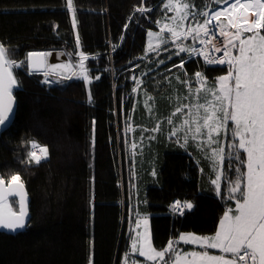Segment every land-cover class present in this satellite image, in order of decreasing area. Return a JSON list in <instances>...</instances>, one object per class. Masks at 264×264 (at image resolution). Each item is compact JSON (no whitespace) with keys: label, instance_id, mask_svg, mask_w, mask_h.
<instances>
[{"label":"trees","instance_id":"1","mask_svg":"<svg viewBox=\"0 0 264 264\" xmlns=\"http://www.w3.org/2000/svg\"><path fill=\"white\" fill-rule=\"evenodd\" d=\"M164 2L144 0L151 11L142 15L135 10L141 0H73V28L67 0H0V44L10 59L23 62L29 52L59 50L74 61L82 52L89 57L92 79L90 88L81 80L59 78L46 86L40 74H29L26 63L14 73L17 112L0 136V175L5 180L21 175L30 198V223L20 233H0V264H121L130 250L132 211L149 216L152 246L162 250L182 233L213 235L225 210L235 206L226 199L225 180L217 195L209 161L196 154L197 163L166 137V130L146 138L147 150L137 151L136 157L127 152L129 141L120 133L132 108L131 78L148 64L142 59L147 32L159 30L156 21L166 14ZM190 3L199 11L213 5L212 0ZM187 57H174L161 70ZM197 71L212 80L227 68L193 59L175 77ZM174 93L170 85L158 90V116L147 126L165 120ZM31 142L48 148V158L39 165L22 162ZM223 167L227 176H235L227 160ZM174 200L193 207L173 214ZM13 201L18 211L15 199L9 204ZM177 248L197 250L181 243Z\"/></svg>","mask_w":264,"mask_h":264},{"label":"snow or ice","instance_id":"2","mask_svg":"<svg viewBox=\"0 0 264 264\" xmlns=\"http://www.w3.org/2000/svg\"><path fill=\"white\" fill-rule=\"evenodd\" d=\"M143 2L141 0V6L135 9L142 15L151 11L143 6ZM215 3L222 7L212 9L206 6V10L199 11L195 10L190 0H165L163 7L166 14L162 20L156 21L159 31H148L150 39L144 57L149 53L159 55L162 47L171 43L176 49L172 55L187 53L190 57L203 58L208 65L227 66V73L211 84L201 72L194 74V82L198 85L194 89L191 87L192 80L182 81L188 88L183 101L188 102L178 98L179 106L167 122L174 124L173 118L180 115L181 122L174 125L170 135L183 132L184 145L191 140L201 150L210 149L205 155L212 161L214 171L227 159L228 168L234 169L235 176L217 171L211 183L217 195H221L219 182L225 180L227 199L234 201L235 207H229L224 212L213 235L201 237L182 233L162 250L152 246L147 231L138 233V239L133 240L130 254H126L123 264H139L132 259L133 256L144 258L145 264H264V0H215ZM67 9L72 13L75 28L73 0H67ZM200 17H203L202 21ZM221 17L225 18L226 24ZM217 31L223 39L217 38ZM188 39L194 44L183 43ZM195 43L201 47H196ZM77 44L79 46V38ZM163 50L169 49L163 47ZM47 55L29 52L26 61L17 62L9 58V50L0 44V126H5L14 112L12 89L18 81L13 69L26 63L29 74H32L45 64ZM78 55L80 58L75 67L79 68V76L88 84L90 77L85 61L89 57L82 52ZM168 58L171 59V55ZM183 66V58L180 65H173ZM54 67L67 71L74 66L61 64ZM44 74L48 75L47 72ZM134 80L136 87L133 92H136L142 81L136 77ZM150 100L151 96L148 97ZM146 107L151 111L147 101ZM159 129L160 124L157 123L153 131ZM222 136L229 138L226 146ZM31 149L27 153L28 159L22 162L39 165L48 158L47 146L31 142ZM17 196L19 210L14 211L15 201L12 205L8 201L9 197ZM192 207L191 202L181 201H175L170 206L173 213L181 215ZM27 215L21 175L12 174L7 180L0 175V229L15 232L25 228ZM143 222L147 225L146 219ZM139 224L137 220V227ZM180 243L196 245L201 250L181 251L177 248ZM209 249L217 250L219 254H212Z\"/></svg>","mask_w":264,"mask_h":264},{"label":"rangeland","instance_id":"3","mask_svg":"<svg viewBox=\"0 0 264 264\" xmlns=\"http://www.w3.org/2000/svg\"><path fill=\"white\" fill-rule=\"evenodd\" d=\"M212 3H213V5L211 6L212 9L222 7V5L216 4L214 0H212ZM163 9H164V7H163ZM167 15L170 16V15H172V13H168ZM199 19L202 21L203 17H200ZM221 20H224L225 24H226V20L224 17H221ZM146 39H147V42L145 45V49H146L148 41L150 39L148 37V35L146 36ZM188 40L191 41V44H194V42L191 39H188ZM183 43L190 45L186 40L183 41ZM195 46L200 47V45L198 43H195ZM163 47H167L169 50L164 51ZM163 47L159 51V55H157L155 53H149L148 56H150V54L153 55V56H150L151 58L144 57L146 63H148L144 67L146 69L143 68V70L139 71L138 75L133 76L131 78V82L134 85L133 88L136 87L134 77L139 78L142 81V83H141L140 87L137 88L136 92H133V90L131 92V94H133L132 108H131V111L126 115V119L124 120L125 121L124 127H122L120 129L121 135L124 137V139L129 141V144H128L126 150H127V152H130V154L132 156L136 157L137 151L141 154L148 147L147 143L149 142V140H147L146 138H148V139L149 138H156V136H159L162 132H164V130H166V137L168 139L174 141L177 144V146L183 147L184 149H186L190 153V155L196 159L197 163H199V161L196 157V154H200L204 160L207 159L209 161V164L212 165V168H213L212 161L209 160L208 158H206V155H205V153L209 152L210 149L201 150V148L197 147V143L194 141H191V140H189V143L187 145H184V140L182 138L184 135L183 132H178L176 136L170 135V132L172 131L174 125H179V123L181 122V117L179 114L173 118L174 124H169L167 122V120L171 116L172 112L175 110V108L177 106H179V104L177 102L178 98L184 103L188 102V101H183V96L188 94V88L184 83H182V81L192 80L194 82V80H193L194 78L192 75L189 76L186 74H185L186 75L185 78H184V76L181 79L175 77L179 73V70H181V69L183 70V68H179V67H174V68L172 67V68H169L168 70H161V69H164L162 67L166 64V62L170 60L168 58L170 55H171V59L174 57H178L176 55H172V53L175 52L176 49L174 48V46L171 45V43H169L168 45L163 46ZM79 53H81V52H79ZM181 54H184V53H181ZM158 56H160V57H158ZM79 58L80 57L77 54V59H75L74 61L70 59L71 64L74 67H73V70L69 76L70 78L65 79V80H68V81L69 80H77V81L81 80V81H83L86 88H90L91 83H92V79H90V83L85 84L84 80L79 76V71H80L79 68L75 67L78 64ZM149 59H151V60H149ZM160 60H163L164 63L160 64L159 63ZM86 62H87V60L85 61V68L87 69V63ZM19 68L20 67L14 68L13 74ZM169 70H171V71H169ZM172 70H174V71H172ZM88 73H89V71L87 69V74ZM153 73H155V74H153ZM40 75L42 76L41 82L44 84H46L44 82L45 80L48 81L47 83L51 82L54 84L57 80L56 77L49 75V73L47 76H45L44 73L40 74ZM143 76H146V77H143ZM216 78L217 77L213 78L212 80H209L207 78L206 79H207L208 83L211 84L212 82H214L216 80ZM194 84L195 83L191 84V87L193 89L195 87H198ZM168 85H170L171 87H174V91H175V93L173 94L172 103H170V104H172V110L168 113V116L165 118V120L159 118V119L154 121L153 125L147 126L148 123H150L151 121L156 119L158 116L156 114V107H158V104L156 103V96L155 95L158 94L159 89H161L162 87H165V86L167 87ZM176 87H177V90H176ZM149 96L152 97V100H150V101H148ZM146 101L148 102V105L151 107V111H149V108L146 107ZM139 106H141V108H139ZM141 114H144L145 120L141 119ZM142 121L145 122V125L141 124ZM157 123L160 124V129H159V131H153V129L156 128ZM129 126H131L130 130H129ZM221 138L223 139V143L226 146L229 138L227 136H222ZM133 145H135V147H132ZM182 145H184V146H182ZM213 147H215V145H213ZM30 150H32V149H30ZM225 160H227V159H225ZM224 162L221 164H218L217 171H224V167H223ZM202 170L203 169L201 168V172H202ZM212 171L214 173V176H216L217 171H214L213 169H212ZM212 179H215V177H213ZM222 182H223V180H221L219 182L220 186L222 185ZM214 189L216 190L215 186H214ZM221 191H222V189H221ZM226 197H227V193H226ZM175 201L176 200H174V202ZM174 202H172V204ZM134 214H135L134 211H132V215H133L132 217L133 218H131V220L129 219V222H128L129 236L131 238L130 246H129L130 250H131V245H132L133 240L138 239V235H137L138 233H143V232L147 231V233L150 237V241L152 240L151 230H150V226H149V216H138V215H134ZM145 219L147 220V225H145L143 222ZM137 220L140 221L139 227H137ZM197 236H199V235H197ZM176 239L177 238H175V240ZM151 244H152V242H151ZM130 250H129L128 254H130ZM125 257H126V254L122 257V263L121 264H123ZM132 259H136L139 262V264H145L144 258H142V257L133 256ZM161 264H163V262H161Z\"/></svg>","mask_w":264,"mask_h":264},{"label":"water","instance_id":"4","mask_svg":"<svg viewBox=\"0 0 264 264\" xmlns=\"http://www.w3.org/2000/svg\"><path fill=\"white\" fill-rule=\"evenodd\" d=\"M37 53H44V52H37ZM46 53H48V55L45 57V64L41 67H39L38 69H36L34 71V73H49L51 75H55V76H59L61 78H64L67 76L69 77L72 70H65V69H61V68H58V67H54V66H57V65H61V64H71V60L69 59L68 55L66 53H64L63 51H47ZM17 87L14 86L13 89H12V97H13V109H14V112H13V115H12V118L11 120L5 125V126H0V136L2 134H4L5 130H7L9 127H11V125L13 124L14 122V118L16 116V108H17V99H15L14 97V92H15V89ZM24 192H25V195H26V210H27V217H26V225L28 226L29 223H30V209H29V205H30V198H29V195H28V192H27V189L26 187H24ZM10 199H15L17 200V205H18V209H19V197H9V200ZM9 202V201H8ZM26 226V227H27ZM25 227V228H26ZM25 228L23 229H20L18 231H15V232H12V231H8V230H5V229H0V233H4V234H16V233H20L21 231H24Z\"/></svg>","mask_w":264,"mask_h":264},{"label":"built area","instance_id":"5","mask_svg":"<svg viewBox=\"0 0 264 264\" xmlns=\"http://www.w3.org/2000/svg\"><path fill=\"white\" fill-rule=\"evenodd\" d=\"M216 36H217V38L218 39H223V38H221V37H219V33H218V31H217V33H216ZM200 47H201V45H200ZM214 55H216V56H220V55H222V53H219V54H217V53H214ZM193 58H198L205 66H207V67H223V66H225V67H227L226 65H217V64H213V65H208V64H205L204 63V60H203V58H201V57H199V56H192ZM189 60L190 59H187L185 62H189ZM177 201V200H176ZM174 202V201H173ZM170 211H171V208H170ZM172 212V211H171ZM173 213V212H172ZM173 214H176V213H173ZM178 215H180V214H178Z\"/></svg>","mask_w":264,"mask_h":264},{"label":"crops","instance_id":"6","mask_svg":"<svg viewBox=\"0 0 264 264\" xmlns=\"http://www.w3.org/2000/svg\"><path fill=\"white\" fill-rule=\"evenodd\" d=\"M233 208H234V207H233ZM220 220H221V219H220ZM219 222H220V221H219ZM180 235H181V234H180ZM178 237H179V236H178ZM181 244H183V243H181ZM184 245H187V244H184ZM191 246H193L194 248H196L197 251L201 250V249H199L198 246H196V245H191ZM180 250L183 251L182 249H180ZM190 251H192V250H190ZM208 251H209L210 253H212V254H219L217 250L209 249Z\"/></svg>","mask_w":264,"mask_h":264},{"label":"bare ground","instance_id":"7","mask_svg":"<svg viewBox=\"0 0 264 264\" xmlns=\"http://www.w3.org/2000/svg\"><path fill=\"white\" fill-rule=\"evenodd\" d=\"M187 42H189V40H186ZM57 51H59V50H57ZM47 52V51H46ZM217 54H219V53H217ZM70 59V58H69ZM207 67V66H206ZM210 68H212V67H210ZM197 72H200V71H197ZM196 73V72H195ZM194 73V74H195ZM202 73V72H201ZM193 78H194V75H193ZM11 200V199H10ZM10 200H9V202H10Z\"/></svg>","mask_w":264,"mask_h":264}]
</instances>
